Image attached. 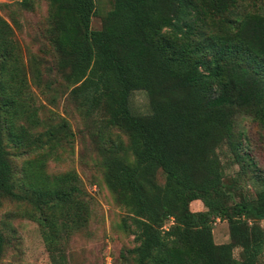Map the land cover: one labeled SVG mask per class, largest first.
Wrapping results in <instances>:
<instances>
[{
  "label": "trees",
  "instance_id": "trees-1",
  "mask_svg": "<svg viewBox=\"0 0 264 264\" xmlns=\"http://www.w3.org/2000/svg\"><path fill=\"white\" fill-rule=\"evenodd\" d=\"M246 1L113 0L94 31L95 0H48L49 40L71 99L86 117L103 113L108 127L128 136L127 147L103 146L100 153L106 187L132 215L137 264L258 261L264 189L233 201L218 155L227 145L242 160L233 138L237 115L251 116L264 129V6L239 17ZM139 90L148 94L149 115L130 111L129 97ZM26 135L13 134L17 146L27 145ZM158 170L163 185L156 182ZM30 172L37 174L35 166H27ZM66 181L29 183L30 194L16 193L0 124V200L30 204L47 230L50 253L61 240L59 227L76 228L88 214L82 191ZM195 201L206 211L192 212ZM49 210L62 213L60 226ZM167 220L172 225L164 228ZM217 220L227 223L226 244L213 241ZM3 241L0 234V256Z\"/></svg>",
  "mask_w": 264,
  "mask_h": 264
},
{
  "label": "rangeland",
  "instance_id": "rangeland-1",
  "mask_svg": "<svg viewBox=\"0 0 264 264\" xmlns=\"http://www.w3.org/2000/svg\"><path fill=\"white\" fill-rule=\"evenodd\" d=\"M96 14L91 29L101 27V19L111 10L113 0H95ZM264 6V1L244 2L239 17ZM50 5L48 0H0V124L3 144L12 168L15 192L30 194L28 184L48 186L53 179H65L83 193L81 200L87 216L80 215L76 228L60 229L57 251L50 253L43 239V227L30 204L3 198L0 200V234L3 248L0 264H137L132 253L138 246L132 215L120 205L104 182L101 165L103 146L129 144L122 131L108 127L103 113L91 118L78 109L71 99L70 88L57 67L58 57L49 40ZM129 107L133 115L151 114L146 91L131 93ZM99 126H102L100 131ZM106 127V128H105ZM24 136L25 146H17L13 134ZM234 144L242 157H234V148L218 149L224 173V184L230 187L233 201L241 195L255 194L264 189V129L251 116L234 118ZM48 143L41 148V142ZM32 141L34 143H30ZM35 166L37 174L27 166ZM38 167V168H37ZM156 182L163 185L165 177L158 170ZM198 207V208H196ZM192 212L206 211L201 202L191 204ZM52 216L53 211H46ZM62 214V213H61ZM53 214L60 226L63 215ZM48 219V220H49ZM172 220L165 222L169 228ZM264 228V222L260 223ZM215 244L229 240L226 222L212 225ZM239 259L240 249L233 250ZM256 264H264V246Z\"/></svg>",
  "mask_w": 264,
  "mask_h": 264
},
{
  "label": "crops",
  "instance_id": "crops-1",
  "mask_svg": "<svg viewBox=\"0 0 264 264\" xmlns=\"http://www.w3.org/2000/svg\"><path fill=\"white\" fill-rule=\"evenodd\" d=\"M195 202H198V201H195ZM195 202H193V203H195ZM193 203H192V204H193ZM196 208H198V207H196Z\"/></svg>",
  "mask_w": 264,
  "mask_h": 264
}]
</instances>
